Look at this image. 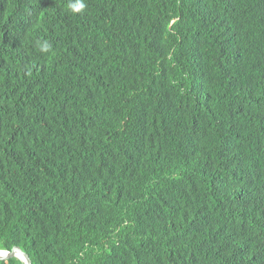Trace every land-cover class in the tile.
<instances>
[{"label":"trees","instance_id":"trees-1","mask_svg":"<svg viewBox=\"0 0 264 264\" xmlns=\"http://www.w3.org/2000/svg\"><path fill=\"white\" fill-rule=\"evenodd\" d=\"M68 2L0 0V249L264 264V0Z\"/></svg>","mask_w":264,"mask_h":264},{"label":"clouds","instance_id":"clouds-1","mask_svg":"<svg viewBox=\"0 0 264 264\" xmlns=\"http://www.w3.org/2000/svg\"><path fill=\"white\" fill-rule=\"evenodd\" d=\"M87 5L85 0H69L67 4V10L73 14L80 13L86 9ZM37 46L40 52L48 53L50 52L52 45L47 40L43 42L37 41Z\"/></svg>","mask_w":264,"mask_h":264},{"label":"water","instance_id":"water-1","mask_svg":"<svg viewBox=\"0 0 264 264\" xmlns=\"http://www.w3.org/2000/svg\"><path fill=\"white\" fill-rule=\"evenodd\" d=\"M12 257L19 258L23 264H32L28 254L19 246H14L10 250L0 249V260L9 259Z\"/></svg>","mask_w":264,"mask_h":264}]
</instances>
